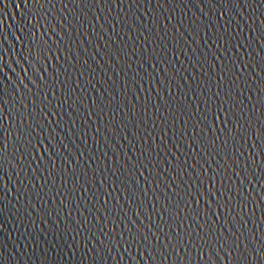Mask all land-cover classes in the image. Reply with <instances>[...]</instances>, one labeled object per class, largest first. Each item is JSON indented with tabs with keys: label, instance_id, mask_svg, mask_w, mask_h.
<instances>
[{
	"label": "water",
	"instance_id": "95a60500",
	"mask_svg": "<svg viewBox=\"0 0 264 264\" xmlns=\"http://www.w3.org/2000/svg\"><path fill=\"white\" fill-rule=\"evenodd\" d=\"M0 264H264V0H0Z\"/></svg>",
	"mask_w": 264,
	"mask_h": 264
}]
</instances>
